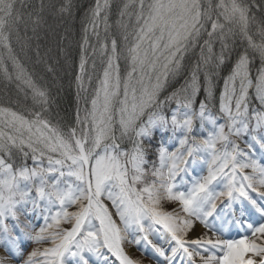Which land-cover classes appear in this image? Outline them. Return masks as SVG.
Instances as JSON below:
<instances>
[{"label":"snow or ice","instance_id":"1","mask_svg":"<svg viewBox=\"0 0 264 264\" xmlns=\"http://www.w3.org/2000/svg\"><path fill=\"white\" fill-rule=\"evenodd\" d=\"M16 3L0 0V73L33 107H0V264H141L132 247L153 264H264V0H127L91 95L81 56L66 131L13 54ZM110 6L87 11L98 41Z\"/></svg>","mask_w":264,"mask_h":264},{"label":"trees","instance_id":"2","mask_svg":"<svg viewBox=\"0 0 264 264\" xmlns=\"http://www.w3.org/2000/svg\"><path fill=\"white\" fill-rule=\"evenodd\" d=\"M64 3L65 0H17L16 9L21 13L22 20L16 28H13L10 43L13 54L22 64L25 72L32 77L39 87L48 89L51 96L55 98L51 115L53 121L59 120L62 127H67L73 125L74 122L77 103L76 76L79 74L81 56L83 55L87 59L86 86H88V77H92L91 86H88L90 95L92 88L95 87L96 78L104 67L99 47L100 43L106 40L104 39L103 25L99 29V41L89 26L87 11L94 6L95 0H72L70 14L60 11ZM111 3L110 9L113 10H109V19L113 33L109 37L111 40L115 36L119 40L120 29H117V21L120 19V10H117L116 0H112ZM37 17L40 18V22L34 24L33 21ZM86 27L88 28V45L82 48ZM254 28L253 26L250 34L259 43L260 37ZM239 47L243 46L240 45ZM93 48L96 49L95 54ZM0 54L4 56L5 61H10L5 49L4 51L0 49ZM93 63L95 68H93ZM49 67L52 68V71H48ZM123 68L124 64L121 61L122 74ZM226 71L222 72L221 75H225ZM181 83L183 80L179 78L171 80L167 90L171 91L178 88ZM220 85H222V79L219 81L218 87ZM22 87V90H16L17 94L22 91L23 95L26 96L27 93L26 98L31 100L30 90L24 88L23 85ZM80 103L82 107L83 101ZM157 135L159 136V133Z\"/></svg>","mask_w":264,"mask_h":264},{"label":"rangeland","instance_id":"3","mask_svg":"<svg viewBox=\"0 0 264 264\" xmlns=\"http://www.w3.org/2000/svg\"><path fill=\"white\" fill-rule=\"evenodd\" d=\"M116 1L118 4L117 10H120L123 7V4L127 2V0H116ZM111 2H112V0H110V4H112ZM214 2H215V0H214ZM109 10H113V9H109ZM108 24L110 25V27H109L107 33H105V31H104L103 34H104V39L106 40L105 42L110 43V37L109 36H111V34L113 33V27L111 25L109 15H108ZM117 29H118V26H117ZM240 45H242V44L238 43V46H240ZM0 49H1V51H4L3 47H0ZM5 63L9 66V70L11 71V62L5 61ZM102 71L99 72L98 76L102 75ZM8 84L12 87H10ZM95 85H96V83H95ZM20 89L21 90L23 89L22 85H20L18 87L17 82L15 80L8 81L3 77V74L0 73V107L11 108L14 111H17L21 114L27 115V109L33 107L32 100H28L29 98H26V96L23 95L22 91H20V94L19 93L17 94V91H19ZM55 121H53V119H52L53 124H55L58 120L56 122ZM61 128H62V130H65V131L67 130V127H64V126L62 127V125H61ZM25 246H28V245H25ZM0 252H2V249H0ZM131 254L135 258L139 259L141 264H153L152 255H150L149 253L147 255H142L140 251L135 249V251L133 250V253H131Z\"/></svg>","mask_w":264,"mask_h":264},{"label":"bare ground","instance_id":"4","mask_svg":"<svg viewBox=\"0 0 264 264\" xmlns=\"http://www.w3.org/2000/svg\"><path fill=\"white\" fill-rule=\"evenodd\" d=\"M135 249H136L135 247H132V248L130 249L131 253H133V250L135 251ZM148 253H149L150 255H152L151 250H149Z\"/></svg>","mask_w":264,"mask_h":264}]
</instances>
